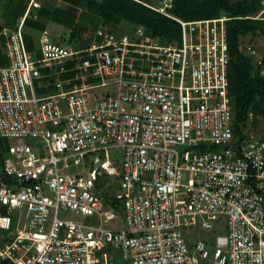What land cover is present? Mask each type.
<instances>
[{
	"label": "built area",
	"instance_id": "1",
	"mask_svg": "<svg viewBox=\"0 0 264 264\" xmlns=\"http://www.w3.org/2000/svg\"><path fill=\"white\" fill-rule=\"evenodd\" d=\"M172 2L152 8L181 41L106 26L85 47L48 29L31 46L36 0L2 29L0 264H264V122L250 111L234 133L228 18L182 21ZM104 183L123 230L103 227Z\"/></svg>",
	"mask_w": 264,
	"mask_h": 264
},
{
	"label": "trees",
	"instance_id": "2",
	"mask_svg": "<svg viewBox=\"0 0 264 264\" xmlns=\"http://www.w3.org/2000/svg\"><path fill=\"white\" fill-rule=\"evenodd\" d=\"M29 1L8 0L4 9L7 22L5 25H0V33L4 27L13 28L16 25L18 19L27 10ZM57 1L62 2L64 6H57ZM149 1L151 0H44L41 8L32 7L31 17L26 19L25 25L35 33L45 31L50 22L74 30L80 18L83 16L82 18L85 19L86 15L92 16L97 24L106 25L107 29L117 30L119 24L125 22L127 26L123 32L142 27L148 34L168 42L181 41V25L174 19L154 10L152 8L154 5H150ZM262 2L263 0L240 2L173 0L170 10L174 17L186 22L228 18L225 26L230 56L229 96L232 99L233 128L236 137L242 135L247 126V114L250 111L256 116L253 124L255 128L262 123V120L264 122L262 65H258L256 59L246 55L242 49L244 43L258 45V40L264 38V18H255L263 7ZM83 5H86L87 11L79 14V9ZM34 16L37 17L36 20L33 19ZM97 30L95 26L92 33L96 35ZM32 35H27L26 39L29 45L34 46L31 41ZM77 36L73 33L70 40L76 39ZM62 39L66 38L62 37ZM4 65H7V59L0 50V67ZM212 150L215 149L212 148ZM113 203L117 202L113 200ZM115 264L124 263L118 259Z\"/></svg>",
	"mask_w": 264,
	"mask_h": 264
},
{
	"label": "rangeland",
	"instance_id": "3",
	"mask_svg": "<svg viewBox=\"0 0 264 264\" xmlns=\"http://www.w3.org/2000/svg\"><path fill=\"white\" fill-rule=\"evenodd\" d=\"M31 1V0H30ZM44 0H36V3L41 4ZM233 2H240V1H250V0H232ZM8 2V0H0V25H5L6 24V18H5V5ZM150 5H154L156 6L159 2V0H151L149 1ZM264 2V0H263ZM30 4V3H29ZM57 6H64L62 2L57 1L56 2ZM263 6V4H262ZM36 9H38V7H35ZM87 11V7L86 5H83L80 9H79V14H83L84 12ZM83 17V16H82ZM80 18V20L77 22V25L75 27L74 30H69L65 27H61L55 23L50 22L48 29L50 31V33L54 36L55 39H57L58 41H64L63 39L61 40V38H69L70 36L75 33L78 36L76 37V39L72 40V42L74 43V45L78 46V47H85L88 46L89 44H91L94 41V38L96 35H94L93 29L95 28V26L97 27V31H106L108 32L104 27L106 25H101V23L97 24V22L93 21L94 18H92V16H86L85 15V19L84 18ZM260 18H264V13L261 14ZM104 26V27H103ZM127 26V24L125 22H121L118 26V31L125 29ZM109 29V28H108ZM27 31L30 34L36 35L37 33H35L32 29L28 28ZM249 40V39H248ZM245 45L248 43H244ZM257 49V53L256 56L257 57H261L264 54V38H261L258 40V45L256 46ZM256 56L254 58H256ZM108 92L107 88L104 89H100L98 91V93L102 94ZM111 156L117 158V160L121 161L122 159V152L120 150H115V152H111ZM104 190L107 191L109 190V194L111 196H109V202L105 205L103 213H102V223H103V227L109 230H123L124 228H126V224H125V219H124V211H123V205L122 204H117V203H113V199H114V195L118 192V183H114L113 186H108L104 183ZM102 190L101 193H105V191ZM103 196H105V194H103ZM81 222H85V223H91L94 226H98L100 223V219L96 216H92V217H85V218H80ZM206 232L202 231V230H197L196 231V236L198 239H202L204 237Z\"/></svg>",
	"mask_w": 264,
	"mask_h": 264
},
{
	"label": "clouds",
	"instance_id": "4",
	"mask_svg": "<svg viewBox=\"0 0 264 264\" xmlns=\"http://www.w3.org/2000/svg\"><path fill=\"white\" fill-rule=\"evenodd\" d=\"M29 2H30V1H29ZM28 4H29V3H28ZM33 7H34V6H33ZM40 8H41V7H40ZM31 9H32V7H31V8L29 9V11H28V6H27V10L25 11V13L28 11V12L30 13V14H29L30 16H29V17H27L26 19H28V18H30V17H31ZM25 13H24L22 16H24V15H25ZM22 16H21V17H22ZM21 17H20V18H21ZM20 18H19V19H20ZM25 22H26V20H25ZM26 29H28V27H26ZM47 29H48V28H47ZM48 30H49V29H48Z\"/></svg>",
	"mask_w": 264,
	"mask_h": 264
}]
</instances>
